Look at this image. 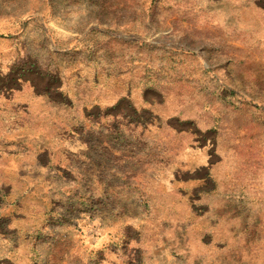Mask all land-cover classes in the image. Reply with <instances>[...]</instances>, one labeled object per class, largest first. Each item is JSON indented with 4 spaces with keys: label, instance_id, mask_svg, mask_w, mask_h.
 I'll list each match as a JSON object with an SVG mask.
<instances>
[{
    "label": "rangeland",
    "instance_id": "1",
    "mask_svg": "<svg viewBox=\"0 0 264 264\" xmlns=\"http://www.w3.org/2000/svg\"><path fill=\"white\" fill-rule=\"evenodd\" d=\"M0 264H264V0H0Z\"/></svg>",
    "mask_w": 264,
    "mask_h": 264
}]
</instances>
